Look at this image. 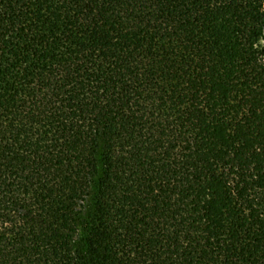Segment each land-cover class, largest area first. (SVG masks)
Segmentation results:
<instances>
[{
    "label": "trees",
    "instance_id": "16d2710c",
    "mask_svg": "<svg viewBox=\"0 0 264 264\" xmlns=\"http://www.w3.org/2000/svg\"><path fill=\"white\" fill-rule=\"evenodd\" d=\"M0 264H264V0H0Z\"/></svg>",
    "mask_w": 264,
    "mask_h": 264
}]
</instances>
